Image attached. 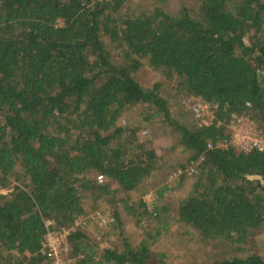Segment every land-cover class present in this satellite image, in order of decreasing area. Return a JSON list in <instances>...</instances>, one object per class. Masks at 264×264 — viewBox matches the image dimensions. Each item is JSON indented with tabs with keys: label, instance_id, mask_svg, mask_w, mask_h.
<instances>
[{
	"label": "trees",
	"instance_id": "trees-1",
	"mask_svg": "<svg viewBox=\"0 0 264 264\" xmlns=\"http://www.w3.org/2000/svg\"><path fill=\"white\" fill-rule=\"evenodd\" d=\"M166 1L130 14L129 0H0V185L17 182L0 192V264H52L42 251L48 232L74 227L88 198L123 202L137 224L156 226L134 242L115 207L105 225L114 245L86 226L71 231L75 264H168L153 245L174 221L209 247L202 264H264L248 250L264 229V151L217 146L233 114L264 132V0H198L175 12ZM144 66L174 86L144 85ZM172 89L217 105L223 123L200 126L183 104L173 109ZM135 106L144 119L122 123ZM157 116L180 151L176 170L202 160L173 211L168 184L151 208L132 197L163 170L140 137Z\"/></svg>",
	"mask_w": 264,
	"mask_h": 264
},
{
	"label": "rangeland",
	"instance_id": "rangeland-1",
	"mask_svg": "<svg viewBox=\"0 0 264 264\" xmlns=\"http://www.w3.org/2000/svg\"><path fill=\"white\" fill-rule=\"evenodd\" d=\"M196 1L198 0H167L165 2V7L166 10L175 12L182 4L192 5ZM156 5H159L158 0H129L123 12L140 14L142 12L153 10ZM137 77L146 86H152L157 81H162L165 86H170V88L174 86V81H166L161 70L149 66H144L140 69L137 73ZM172 91L174 92L172 108L185 111L182 107V100L185 96L177 93L176 90L172 89ZM146 114L147 112L143 106L132 107L127 111L122 123L127 119L130 120V117L134 120L141 121ZM146 130L147 132L144 130L143 133L140 134V137L142 140L150 142L151 146L156 149L161 157V167L163 170L151 178V181L149 180L151 184L144 186L150 188L146 194L142 196L143 191H145L142 189L139 192L133 193L132 197L135 202L139 201L141 197L146 200L149 195L158 198V194H155L156 187L158 185L168 184L171 189L166 192L164 199L170 201L169 204L173 211L176 208L178 201L185 197L189 191L194 178L192 175H189L186 181L180 186V178L174 176V173L177 171L174 167V163H177L180 151L174 150V153L172 152L171 148L175 143L174 138L172 137L170 128L163 124L161 117L157 116L152 118ZM16 183V181H13L8 188H3L0 185V192L8 193L9 189L16 185ZM114 186L117 187L116 185ZM122 198L126 199L124 194L122 195ZM84 206L85 213L82 215L84 217H91L97 212L104 216H113L115 213V207H117L124 218L126 230L134 242L142 239L144 237V232L151 229L152 224L153 226H156V223L149 219H143L140 224H137L139 217L128 213V209L123 202H102L99 206H95L92 200L88 198L85 200ZM171 225L170 232L158 238L153 245V248L157 251L166 252L168 264H202L210 258L212 252L209 247L203 245L204 241H202L199 236L193 234V231L189 227H185L177 221H174ZM109 230L108 227L100 225L98 222L92 220L89 221L86 226V231L98 241H102V245L106 246L114 245L116 241V237L114 236L108 238L109 235H107L106 232ZM248 250L258 251L264 256V229L255 236V239L252 238V241L248 245Z\"/></svg>",
	"mask_w": 264,
	"mask_h": 264
},
{
	"label": "built area",
	"instance_id": "built-area-1",
	"mask_svg": "<svg viewBox=\"0 0 264 264\" xmlns=\"http://www.w3.org/2000/svg\"><path fill=\"white\" fill-rule=\"evenodd\" d=\"M182 104L195 115L200 126H210L214 123L218 125L223 122L217 118V105H213L205 101L201 96L188 95L182 100ZM228 137L217 143L218 147L226 148L228 146H234L243 152L251 151H264V132L248 115H236L233 114L227 124ZM211 146V145H210ZM202 160L194 163L185 171L178 169L175 173V177L183 175L187 172L188 175L197 173V165ZM98 181L101 183L105 180L103 175H98ZM147 205L150 207L155 201L153 195H149L148 199L145 200ZM96 221L100 225H107L115 221L113 216H104L97 212L91 217L80 216L74 227L69 229H53L50 230L46 236V241L42 249L43 253L47 254L52 264H75L74 260L68 256L70 251L69 235L72 230L77 229L81 226H87L89 221ZM48 225H53V221H48Z\"/></svg>",
	"mask_w": 264,
	"mask_h": 264
}]
</instances>
